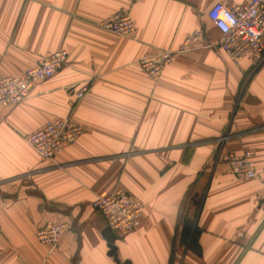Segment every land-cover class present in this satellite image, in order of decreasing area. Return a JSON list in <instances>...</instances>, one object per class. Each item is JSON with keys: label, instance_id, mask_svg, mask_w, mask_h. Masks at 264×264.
<instances>
[{"label": "crops", "instance_id": "1", "mask_svg": "<svg viewBox=\"0 0 264 264\" xmlns=\"http://www.w3.org/2000/svg\"><path fill=\"white\" fill-rule=\"evenodd\" d=\"M216 1L0 0V77L67 51L27 99L0 109V264H117L91 202L118 188L144 204L139 227L117 234L121 262L264 264V62L233 63L207 45L219 37L207 16ZM122 10L131 37L100 27ZM198 28L203 46L146 75L141 56L176 49ZM60 117L83 132L43 159L26 136ZM247 150L257 178L222 159ZM48 221L69 226L55 247L36 238ZM187 222L194 237L182 241Z\"/></svg>", "mask_w": 264, "mask_h": 264}, {"label": "built area", "instance_id": "2", "mask_svg": "<svg viewBox=\"0 0 264 264\" xmlns=\"http://www.w3.org/2000/svg\"><path fill=\"white\" fill-rule=\"evenodd\" d=\"M207 16L219 32L215 43L233 63L247 57L255 66L264 62V1L249 0L248 3L230 7L226 0H217ZM100 27L118 36L131 37L135 30L133 20L127 10L116 12L100 23ZM203 29H196L176 49H154L141 56L138 63L150 78L157 77L171 64L178 54L195 47L203 46ZM67 60V51H53L37 60L19 75L0 77V109L16 105L29 95L34 83L51 77ZM87 85L76 93L81 98ZM83 132V126L70 117H60L47 121L44 125L26 136L27 143L43 159L49 160L73 143ZM223 161L228 171L242 178H257L253 152L242 154L225 153ZM92 207L102 216L106 226L118 235L136 230L141 222L144 209L138 196L120 188L109 195H99L91 202ZM69 228L66 222L48 221L36 229L39 242L55 247L60 236Z\"/></svg>", "mask_w": 264, "mask_h": 264}, {"label": "water", "instance_id": "3", "mask_svg": "<svg viewBox=\"0 0 264 264\" xmlns=\"http://www.w3.org/2000/svg\"><path fill=\"white\" fill-rule=\"evenodd\" d=\"M101 234L107 241V246L109 248L108 255L112 256V258L117 264H130L129 262H121L117 257V248L115 245V240L117 239L118 235L113 232L108 226H105L102 229Z\"/></svg>", "mask_w": 264, "mask_h": 264}, {"label": "trees", "instance_id": "4", "mask_svg": "<svg viewBox=\"0 0 264 264\" xmlns=\"http://www.w3.org/2000/svg\"><path fill=\"white\" fill-rule=\"evenodd\" d=\"M192 226V223L191 222H187L186 223V227H185V231L183 232L182 236H181V240L184 241L186 238H191L194 237V233L191 232L192 234H190V228Z\"/></svg>", "mask_w": 264, "mask_h": 264}]
</instances>
